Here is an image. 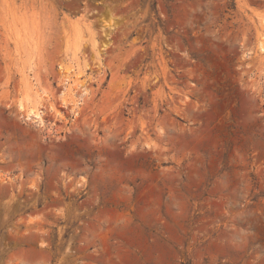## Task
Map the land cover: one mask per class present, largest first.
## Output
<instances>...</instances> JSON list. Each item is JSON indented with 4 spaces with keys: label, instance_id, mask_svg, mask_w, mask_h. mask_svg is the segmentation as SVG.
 <instances>
[{
    "label": "rangeland",
    "instance_id": "rangeland-1",
    "mask_svg": "<svg viewBox=\"0 0 264 264\" xmlns=\"http://www.w3.org/2000/svg\"><path fill=\"white\" fill-rule=\"evenodd\" d=\"M263 19L264 0H0V264H264ZM25 79L46 130L19 116Z\"/></svg>",
    "mask_w": 264,
    "mask_h": 264
},
{
    "label": "bare ground",
    "instance_id": "bare-ground-1",
    "mask_svg": "<svg viewBox=\"0 0 264 264\" xmlns=\"http://www.w3.org/2000/svg\"><path fill=\"white\" fill-rule=\"evenodd\" d=\"M262 25L264 26V23ZM258 45L259 52L264 54V45L261 40L258 42ZM35 53L36 51H34V54ZM87 70H89L88 65L83 64L81 66L79 64V58L75 55L70 61L69 68L67 72H65V79L61 85L62 90H60V95L64 96L62 105L70 109L74 116L83 113L86 106V96L90 87L89 81L91 80L86 73ZM24 82L29 92H27L24 99H20L17 102L16 107L19 116L22 117L24 121L35 124L39 129L46 130L48 128V123L44 118L43 110L40 109V99L42 98L37 94L34 86L27 79H25ZM49 109L54 116H60L59 111L53 104L49 105Z\"/></svg>",
    "mask_w": 264,
    "mask_h": 264
}]
</instances>
